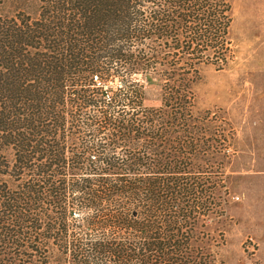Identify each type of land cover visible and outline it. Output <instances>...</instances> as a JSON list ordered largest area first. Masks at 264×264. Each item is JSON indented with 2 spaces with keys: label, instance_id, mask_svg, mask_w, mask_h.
I'll return each mask as SVG.
<instances>
[{
  "label": "trees",
  "instance_id": "trees-1",
  "mask_svg": "<svg viewBox=\"0 0 264 264\" xmlns=\"http://www.w3.org/2000/svg\"><path fill=\"white\" fill-rule=\"evenodd\" d=\"M16 1L0 264H223L233 135L196 86L233 60V0Z\"/></svg>",
  "mask_w": 264,
  "mask_h": 264
},
{
  "label": "rangeland",
  "instance_id": "rangeland-1",
  "mask_svg": "<svg viewBox=\"0 0 264 264\" xmlns=\"http://www.w3.org/2000/svg\"><path fill=\"white\" fill-rule=\"evenodd\" d=\"M22 3L0 0V13H15ZM233 6V60L226 69L203 68L197 107L224 116L233 135L222 262L264 264V0H233Z\"/></svg>",
  "mask_w": 264,
  "mask_h": 264
}]
</instances>
